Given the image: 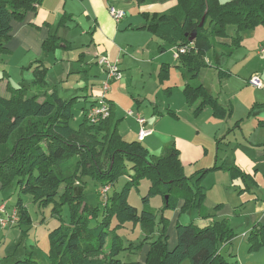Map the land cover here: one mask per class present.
Instances as JSON below:
<instances>
[{"label":"trees","instance_id":"trees-1","mask_svg":"<svg viewBox=\"0 0 264 264\" xmlns=\"http://www.w3.org/2000/svg\"><path fill=\"white\" fill-rule=\"evenodd\" d=\"M41 2L0 0V55L8 49L11 22L23 20ZM140 14L145 20L142 26L156 38L172 47L186 48L178 59L182 64L183 94L187 103L199 100L195 113L208 105L217 117L228 114V110L195 78L199 69L206 65V52L215 46L214 37L229 36L228 25L232 24L236 31L230 35L229 46L232 48L241 45L242 31L264 25V0H228L224 3L218 0H176V4L167 10L142 11ZM203 15L204 22L200 25ZM69 16H62L59 25L66 17L72 19ZM208 16L210 29L204 27ZM192 33L195 36L190 39ZM61 42L55 32L50 33L43 40L42 49L53 53L61 46L70 47L69 42L64 45ZM38 62L33 68L31 87L10 85L5 79V68L0 73V82L5 80L8 91L6 95L0 94V180L4 185L15 184L18 193H31L42 204L52 202V213L57 216H60L61 207L68 205V223H60L49 231L50 264H137L138 261L134 260L121 261L119 250L140 252L144 245H147L146 264H181L184 261L188 264H225L220 250L232 242L235 233L225 219L217 220L204 210L201 204L203 192L196 183L202 174L195 176L197 181L191 186L174 141L164 143L156 155L141 140L122 138L117 130L119 121L114 118L113 103L107 96L108 90L102 102L109 108V114L91 116L92 111L101 106L97 97L102 91L90 100L83 94L82 119L74 129L69 121L73 117V104L80 101L79 94L69 99L60 96L57 86L46 79L47 67L38 68L41 65ZM259 122L264 125V121ZM231 170L234 178L241 177L240 169L232 165ZM85 176L99 183V204L96 206H90L84 199ZM121 176L126 177L122 189L109 194ZM144 176L151 180L149 190L143 196L144 203L147 204L149 194L157 192L164 197L165 207L176 209L183 195L181 190L186 189L191 193L190 202L186 207L183 204L181 207L185 209L181 210L195 206L201 208L200 216L206 223L177 221L176 243L169 248L168 218L161 213L158 220L152 210L144 207L138 211L127 201L130 188ZM194 186L197 187L193 189ZM104 188L107 190L101 194ZM14 208L18 213L14 226L31 224L20 194ZM127 221L141 224L142 235L137 242L125 243L124 237L118 234L121 224ZM247 243L249 250L264 245V223L255 222L251 226ZM11 264L41 263L27 256L14 259Z\"/></svg>","mask_w":264,"mask_h":264},{"label":"rangeland","instance_id":"rangeland-1","mask_svg":"<svg viewBox=\"0 0 264 264\" xmlns=\"http://www.w3.org/2000/svg\"><path fill=\"white\" fill-rule=\"evenodd\" d=\"M120 1L123 2L124 6L122 7L124 10L126 9V12L122 7H116V2H113V4L116 9L124 11L126 17L124 16L122 20L137 13L138 10H134V5L137 6V0L132 1V3H128V0ZM218 1L224 3L228 0ZM148 2L152 1L148 0ZM204 27L206 29L211 28L209 16ZM87 28L88 26L83 19L66 17L55 33L58 36L60 35L61 45L70 43V50H67L66 53L70 54V57L74 55L73 57L78 58L80 53L83 52V63L75 61L74 64L75 68L81 67L83 69L81 70V76L83 75L82 73H85L84 71L87 73V79L82 78V82H80L81 87L86 85L88 93H91V91L101 92L107 71L97 61L100 55L91 54L93 46L89 44L90 36ZM226 29L228 35L236 33L232 24L228 25ZM64 35H66L68 41L63 39ZM118 36L120 37H117L116 40L120 54L118 53L116 59L110 60L111 58H108L115 66L116 75V78L109 83L108 91H110L111 86L117 90L121 88L124 91L120 97L121 106L118 104L115 106L118 114L123 117L121 121H123V124L126 120H128V124L137 123L138 128H136V131L138 132L141 127L145 130H153V137L146 134L142 138H145V142L148 141V138H154L159 133L160 140L155 145L157 147L155 148L156 150H150L156 155L160 153L164 143L174 141L175 137L179 135L196 143L200 141L204 145L203 148L201 147L202 150L198 148L189 155L181 152L179 157L191 186H193L192 182L197 181L195 176L202 174L196 183L203 192L201 204L204 210L210 217L220 221L225 219L230 228L233 229V233H235V237L230 243V251H232L230 254L233 256L226 254L224 258L225 264H264V245L249 250L247 243L248 231L252 225L251 217L264 212V125L259 122V120L264 119V87L256 88L247 85L248 82L246 84L244 81L241 84L238 81L241 80L238 79L242 77L241 75L248 77L256 70L257 72L253 74H257L264 83V53L260 54L259 51L257 53L259 41L264 36V25H258L257 28L254 27L242 31L243 46L225 58V67L232 71V75L223 84V88L221 85V96L219 99L226 104L225 108L227 110L231 108L230 114H226L224 117H217L207 107L200 115L192 113L187 117L185 115L187 111H182L179 114L181 116L179 121L175 118H172L174 119L172 121L167 116H163L164 119L161 118L160 123L156 127L152 126V122L157 121V118L152 112V107H150L151 102H157L158 109L164 115L168 113L166 106L172 92V100L177 105L184 104L182 79L179 68L175 66V58L172 53L170 54L167 51V57L170 59L168 60L170 64L169 80L164 85H160V81L156 77L157 73L153 72L150 65L143 66L144 73L138 66L140 62L137 59L140 57L141 52L151 47V35L147 32L139 35V33L135 32L120 31ZM152 39L155 40L153 37ZM12 42L14 41L12 40ZM7 48V51L0 55V73L5 68V79L9 81L10 85L17 87L24 83H30L29 86L31 87L33 84L32 78L20 64L25 58H22L19 49L14 51L12 47L10 49L7 46ZM62 51L60 48L57 49V52L55 50L50 54H46L43 51L44 55H46L43 62L47 66L39 61L38 63L41 65L38 68L47 67L46 77L48 76L47 80L49 83L52 82V79L58 82V77H62V81L57 83L58 93L60 96L69 99V91L71 89L69 87L78 81L79 78L76 79V75L78 76L79 73L66 72L65 67L68 62L61 57V55H64V51ZM249 52L252 53V57L246 60L243 59L245 54ZM209 55H211V51ZM122 59L124 63L121 62ZM36 63H34L32 68H35ZM32 68L31 70L33 71ZM203 76L207 80L211 79L213 70H207L203 73ZM167 85H171L170 93L168 92L169 88H166ZM135 96L140 98L141 102H136ZM248 98L250 99L247 101ZM88 99L90 100V96ZM128 102L130 103L129 105L127 104ZM83 103L84 97H81L80 102L73 104V117L70 119L69 124L74 129H77L81 122L80 107ZM128 110L139 113L146 122L141 125L135 115L126 113ZM186 110H189L188 105ZM206 112H210V115H204L207 114ZM207 147H209L208 151L204 149H207ZM232 165L242 171L241 177L234 178L231 170ZM203 169H206V171ZM128 171H130L129 164ZM246 179L247 183L245 182ZM125 181L126 177L121 176L108 193H113V190L120 191ZM150 181L147 176L138 178L137 185L132 186L127 194V201L135 206L138 211H141L144 207L152 210L158 216V220L161 213L168 218L167 236L168 231L172 230L175 220L181 223L193 221L198 225H204L205 219L200 216L201 208L195 206L185 211L181 210V208L185 209L181 207L183 204L186 207L190 202L188 198L191 193L186 189L181 190L183 195L176 209L165 207L164 197L157 192L149 194L147 204L144 203L143 196L149 190ZM98 187L99 183L92 177H84V199L90 206L99 204ZM195 187L197 186H194L193 189ZM62 189L63 187L61 186L60 190ZM18 194H20L22 205L30 215L31 224L23 223L15 226L13 224L0 229L2 230L0 231V264H11L14 259L27 256L41 264H50L49 231L60 223H68L70 217L69 207L64 204L61 207L60 216H57L52 213V202L42 204L31 193H18L15 184L13 186L4 185L2 180H0V203L5 204L9 208L15 204ZM101 194H105V192ZM177 194H180V192ZM184 196L187 197L185 198ZM185 202L188 204H185ZM113 225H115V221ZM118 234L124 237L125 243L137 242V239L142 235L141 224L132 221L123 222L118 229ZM109 242L110 239L107 240V246ZM102 255L103 253H101ZM118 257L121 261L128 263L133 260L137 262L140 257L142 260L144 255H142L141 251L128 252L121 249ZM188 263V261H184L182 264Z\"/></svg>","mask_w":264,"mask_h":264},{"label":"crops","instance_id":"crops-1","mask_svg":"<svg viewBox=\"0 0 264 264\" xmlns=\"http://www.w3.org/2000/svg\"><path fill=\"white\" fill-rule=\"evenodd\" d=\"M132 1H135V0H128L127 2L132 3ZM151 1L152 2H148V0H137V6L134 5V10L135 11L136 9L138 10L137 13L134 15H130L124 20L121 19L122 21L120 20L119 22H116L110 15V13L108 12V8H107L108 0H43L42 3H40V5L36 8V10L29 11L23 20L21 21L13 20L11 22V31H10L11 35H10V41L7 43V46L10 47V49L12 47V50L14 51L18 49L20 50V53L22 54V58H25L24 60L20 62V64L24 68V70H26V73L30 74V77L32 78L31 80L33 81L34 76H33V71L31 70L32 66L34 65L35 62H38V61L43 62V59L46 58V55H44V53L46 52L43 53V50L41 49V43L43 42L44 39H46V37L50 33L57 32L58 28H60L59 20L61 19L62 16L70 15L69 17H71L72 19H75L77 17L80 19H83L88 26L87 32L89 33V36H90L89 44L93 46L92 47L93 50L91 51V54L95 56L103 55V56H106L107 58L110 57L111 58L110 60H113L114 58L116 59L119 53L118 43L116 39L117 37H120L118 36L120 31H127L128 33L135 32V33H139V35H143V33L147 32L151 35V42H150L151 47L150 49L143 50L141 52L140 57L137 59L140 62L138 66L141 69L142 73H144L143 66L150 65L153 72L157 73L156 77L160 81L159 84L164 85L165 82L169 80L168 78H169V71H170V64L168 62V60L170 59L167 57V54H168L167 51H169V53L171 54L173 52V47L170 44H167L163 42L162 40L156 38L146 28L142 26L145 23V20L143 16L140 14V12L142 11L144 12L147 11L150 13L151 12H161V11L167 10L171 8L172 6H174L176 4V0H151ZM113 2H116L115 6L118 8H121L122 6H124L123 2H121L120 0H113L112 3ZM122 9L124 10L123 7ZM124 11L126 12V9ZM152 37L155 40H153ZM261 38L262 40L259 41L260 43L259 48L261 44H264V36H262ZM63 39L68 41L66 35H64ZM230 39H231L230 35L228 37H214L213 41L215 43V46L213 47V49L206 52L205 54L206 65L199 69L197 76L195 78V81L201 83L213 96H215L218 103L224 108L226 104L221 102L219 99L221 96L220 95L221 85L223 88V84H225V82L228 81V79L232 75V71L228 67H225L226 66L225 58H227L229 55H232L234 51H237L239 48L243 46V41L241 40V45H239L238 47H233V48L230 47L229 46L230 41H231ZM12 40L14 42H12ZM137 44L139 45V43ZM159 46H161L162 48H159ZM59 48L60 50L64 51V52L62 51L64 55H61V57L65 58V60H67L68 62L65 67L66 72L67 73L69 72L79 73L78 76L76 75V79L79 78L78 81L75 84H73L71 87H69L71 88L69 91V94H70L69 96L72 97L74 95L79 94L78 99L80 100L81 98L80 96L83 97V94H85L86 96L88 95V97L90 96V98H94L95 95L99 94V91H91V93H88L86 91L87 90L86 85L82 86L84 87V89L82 90L83 92H81L82 95H80L79 93L80 90L82 89L80 82H82V78L87 79L86 78L87 73L86 71H84L85 73H82L83 75L81 76L80 75L82 72L81 70L83 69L81 67L75 68L76 66L74 64H75V61H79L83 63V57H84L83 54L81 56L79 55L78 58L73 57L74 55L70 57L71 56L70 54H66L67 50H70L69 48L64 47V46H61ZM57 49H56V52H57ZM258 50H257V53H258ZM210 51H211V55H209ZM46 54H50V53H46ZM172 56H173V53H172ZM251 57H252V53L249 52L245 54L243 59L246 60V59H250ZM175 61H176L175 66L179 68L180 76H181L182 64L180 63V59L178 58H175ZM121 62L124 63V60L122 59ZM44 64L46 65V63ZM207 70H213V76L211 77V79H208V80L203 76V73H205ZM254 72H257V71L254 70L251 74H253ZM250 75L248 77H244L243 75H241L242 77L238 78L241 80H238L237 78L236 79L241 84H243L244 81L247 84L248 78L250 77ZM61 78L62 77H58L59 81H62L63 78L62 79ZM46 79H48V76L46 77ZM181 79H182V93H183L184 79L182 78V76H181ZM58 82L52 79V82L50 83L55 84L57 86ZM24 84L29 86L30 83H24ZM247 85H249V83ZM170 87L171 85L166 86V88H169L168 90L169 93L171 90ZM57 90H58V86H57ZM7 92L8 91L6 90L5 83L0 82V94L6 95L8 94ZM123 93L124 91L121 88L117 90L111 86V89L110 91H108L107 96L111 99L113 103L114 118L117 121H119L117 125L118 132L120 133L122 138H124L125 140H136L138 139V134H137L138 131H136V128H138L137 123L128 124L127 122L128 120H126L123 124V121H121L123 117L118 114L117 108L115 107L117 104L121 106L120 97L121 95H123ZM172 95H173V92L171 93V97L169 98V102L166 106V109L168 111V113H166L167 115H164L161 113V111L157 107V102L150 103V107H152L153 109L152 112L153 114H155V117L157 118V121L152 122V126L156 127L160 123L161 118L164 119L163 116H167L172 121H174V119L172 118H175L176 120L179 121L181 118L179 114L182 111H187L185 115L188 117L192 113L196 115H200L208 107V109L213 114L212 108L208 105L204 106L201 109V111H199L198 113H195L194 109L197 103L199 102V100H197L196 102L192 104H188L184 94H183L184 104L182 103V105H177V103L172 100ZM63 98H67V97L63 96ZM135 99L134 100L136 102L138 103L141 102V99L136 96H135ZM249 99L250 98H248L247 101ZM127 104L129 105L130 103L128 102ZM256 104H258V102H256ZM187 105L189 107V110H186ZM131 106H133V104H131ZM225 109L227 110V108ZM128 111H132V110H128ZM206 113L207 114H204V115H210V112H206ZM230 113H231V108L230 110L228 109V114ZM208 117H211V116H208ZM259 121H264V119L259 120ZM153 133L154 131L151 130V133L148 135L150 137H153ZM156 135L157 136L154 138H148L147 142H145V138L141 139V142L142 143L144 142V145L149 150L154 151L156 150L155 148H157L155 145H157V143L160 140L159 133ZM174 144L179 149L180 154L181 152H183L184 154H188V155L190 153H194L195 150L198 148L202 150L204 146L202 143H200V141L196 143L192 141L191 139L182 137L181 135L175 137ZM204 149L208 151L209 147H207V149L206 148ZM5 208L9 212L11 209L14 208V204L11 205L9 208L5 206ZM251 220H252L251 221L252 225L255 222L264 223V212H262V214H259V215H255V216L253 215L251 217ZM176 222L177 221L175 220L174 222L175 224L173 225L172 230L168 231V247L169 248L173 247L176 243V230H175ZM205 223L206 221H204V224ZM146 252H147V245H144L141 250L142 255H144V258H143L144 260L143 259L141 260V257H140V259L138 260V264H143V262L144 264H146L145 263ZM231 252L232 251H230V243L227 245H224L222 249L220 250V253L222 254L224 258L226 254L233 256L232 254H230Z\"/></svg>","mask_w":264,"mask_h":264},{"label":"built area","instance_id":"built-area-1","mask_svg":"<svg viewBox=\"0 0 264 264\" xmlns=\"http://www.w3.org/2000/svg\"><path fill=\"white\" fill-rule=\"evenodd\" d=\"M113 0H108V12L112 16V18L116 21L119 22L125 15L124 11L121 9H116L114 4L112 3ZM186 51V48L184 46L180 47H173V57L178 58L181 53H184ZM259 53L262 54L264 53V44L260 45L259 48ZM98 63L104 66L105 70L107 71L106 73V78L102 84V94L97 97L99 99V103L101 106L92 111L91 116H94L96 113H99L102 117L106 116L109 114V108L102 102L104 99V93L109 89V83L111 80L116 78L115 75V66L108 60L106 56H99L98 58ZM248 83L251 86L257 87V88H263L264 83L262 80L259 78L257 74H253L248 78ZM128 115H135L137 121L142 125L143 123L146 122V120L140 116L138 113H135L133 111H128ZM90 116V117H91ZM92 119V118H91ZM151 130H145L142 127L140 128L138 132V139L141 140L146 134H150ZM106 189H102L101 193H104ZM18 216H17V210L15 208L11 209L9 212L5 208V204L0 205V229L6 228L7 226L13 225L17 222Z\"/></svg>","mask_w":264,"mask_h":264},{"label":"water","instance_id":"water-1","mask_svg":"<svg viewBox=\"0 0 264 264\" xmlns=\"http://www.w3.org/2000/svg\"><path fill=\"white\" fill-rule=\"evenodd\" d=\"M204 18H205V15L202 16L201 21H200V25L203 24V22H204ZM194 36H195V33H192V34L190 35V39H192Z\"/></svg>","mask_w":264,"mask_h":264}]
</instances>
